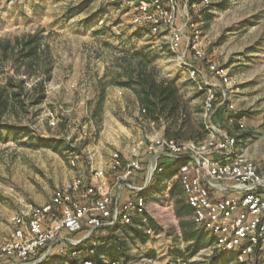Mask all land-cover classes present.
I'll use <instances>...</instances> for the list:
<instances>
[{
    "label": "rangeland",
    "instance_id": "1",
    "mask_svg": "<svg viewBox=\"0 0 264 264\" xmlns=\"http://www.w3.org/2000/svg\"><path fill=\"white\" fill-rule=\"evenodd\" d=\"M196 2L188 12L200 30L205 58L191 53L190 62L205 69L210 62L228 67L233 107L219 108L215 123L242 135L241 147L264 173V0ZM141 14L131 0H0V38L42 29L55 65L46 100L3 121L28 126L35 138L64 139L70 148L35 147L36 140L25 134L0 140V245L11 234L10 214L45 202L71 183L80 162L90 167L132 148L133 139L147 143L165 136L161 123L146 119L132 88L110 83L118 71L116 57L134 50L155 55L154 65L176 82L196 128L208 121L205 92L172 52L169 29L160 23L153 34L146 20L134 21ZM7 71L9 66H0L2 81ZM210 254L185 261L204 264Z\"/></svg>",
    "mask_w": 264,
    "mask_h": 264
},
{
    "label": "built area",
    "instance_id": "2",
    "mask_svg": "<svg viewBox=\"0 0 264 264\" xmlns=\"http://www.w3.org/2000/svg\"><path fill=\"white\" fill-rule=\"evenodd\" d=\"M131 2L142 13L135 17L136 23L146 20L151 24L153 34L159 30L160 23L169 29L172 52L181 60L189 78L205 92L208 137L198 142L163 136L147 143L133 140V156L126 163L122 161L120 152L113 153V167L121 169L107 190H100L95 182L104 177V171L95 170L91 181L78 175L68 185L57 188L45 204L30 205L12 213L9 219L11 234L0 245V261H4L3 264H38L52 243L57 247L69 240V244L77 246L81 239L91 236L90 233L98 228L118 222L131 223L135 213L142 216L144 223L147 222L144 196L131 197L120 206L113 189L130 187L139 190L142 187L134 185L131 176L145 167L147 178L149 167L160 171V159L168 157L181 161L178 177L184 195L196 225L214 237L213 250L232 253L238 264H264V173L241 147L236 136L212 121L217 107L225 102L228 107H233L228 103L226 90L232 79L229 69L215 62H210L206 69L187 62L188 52L195 59L205 58L200 30L188 12L197 7L196 0L191 4L190 0ZM217 89L223 96L219 101ZM147 155L149 159L145 166ZM84 225L89 231L82 237H74L73 234ZM146 229L148 233L152 232L150 227ZM46 245H49L46 252L33 258ZM59 251L66 254L62 264H96L88 256H83L86 251L93 253V249L68 251L61 247ZM178 264L188 262L180 261Z\"/></svg>",
    "mask_w": 264,
    "mask_h": 264
},
{
    "label": "trees",
    "instance_id": "3",
    "mask_svg": "<svg viewBox=\"0 0 264 264\" xmlns=\"http://www.w3.org/2000/svg\"><path fill=\"white\" fill-rule=\"evenodd\" d=\"M139 2L140 0H134ZM195 0H190V4ZM187 62L192 59V54L188 52ZM155 55L145 50H134L132 52H125L123 55L114 59V64L117 66V73L111 79L110 83L119 84L123 87L132 88L134 96H136L137 102L141 105L145 112L146 119L153 120L157 124L161 123L164 129V137L174 139L178 141H203L209 135L207 128V121L200 122L199 128L194 125L191 114L188 112V106L185 103L183 96L180 94L179 87L173 80L164 78L160 75V70L154 65L153 60ZM9 66V71L4 76V81L0 79V140L7 138L10 133L15 136L25 134L31 139L36 141L31 142V145L35 147H52L56 150L61 148H67L64 139L56 140L51 138H35L28 126H19L14 123H8L3 121L4 118L11 114L19 115L21 112L26 113L30 107L40 105L45 101L47 97V87L53 78V71L55 65H53V56L48 44L44 43V34L42 29L24 34V36L11 38H0V66ZM202 67V66H201ZM29 80L33 81L31 86L27 85ZM105 86L103 85L100 91V97L103 96ZM217 101L223 98L221 91L216 90ZM226 103V102H225ZM225 104L216 108V112L212 116V121L215 123V117L218 109L224 107ZM236 125V123H235ZM237 127V126H236ZM231 135L239 138L242 135L236 134L235 130L226 128ZM145 162V166H146ZM163 166V164H161ZM165 165V164H164ZM145 167L141 171H145ZM159 174V171L154 172V182ZM102 229V228H98ZM133 229L135 235L140 237L142 241H145L147 235H143L137 228ZM88 227H84L79 232L73 234L74 237L79 238L88 232ZM97 229L91 236L83 242H80L77 246H72L68 242H64V247L70 251L73 249L80 250L83 246L89 245L91 249L95 250L94 255H88L91 260L96 264H112L105 263L100 258V253L106 243L105 240L110 237H98L97 242H101L98 245L93 246L91 240L97 235ZM127 232V229H125ZM129 232V231H128ZM200 237L204 231H200ZM117 239V236L114 237ZM118 244L122 241L117 240ZM103 243V244H102ZM91 245V246H90ZM200 243H194L190 246V252L192 254L200 248ZM49 245L37 254L33 258H38L48 249ZM121 249L124 250V244H121ZM50 255L54 254L56 247ZM55 251V252H54ZM113 251V249H111ZM112 253V252H110ZM117 253V252H115ZM83 256H86L83 254ZM66 257V254H65ZM46 258V259H47ZM117 260V257L114 259ZM229 261V259H224ZM4 261H0L3 264ZM137 264H153L151 262L137 263Z\"/></svg>",
    "mask_w": 264,
    "mask_h": 264
},
{
    "label": "crops",
    "instance_id": "4",
    "mask_svg": "<svg viewBox=\"0 0 264 264\" xmlns=\"http://www.w3.org/2000/svg\"><path fill=\"white\" fill-rule=\"evenodd\" d=\"M119 152L121 158L123 156L125 157V161L122 159L124 163L133 156L131 147H127ZM123 152H125L124 155ZM112 159L113 157L110 155L106 159L91 163L90 167L88 164L85 165L83 162H80V173L78 175L82 176L85 180L91 181V176L95 170H103L105 172L104 177L96 179L95 182L100 190H107L114 183L115 175L121 169L120 167H113ZM148 159L149 155H147L145 162ZM160 163L163 166L155 178L156 180L151 182L144 190L139 191L130 187L113 189V194L120 206L125 204L131 197H135L136 195L144 196L146 198V216L148 220L144 223L142 216L135 213L133 221L129 224L118 222L112 226H104L102 229H97V236L91 240L93 246L101 243L96 241L98 237H110V239L103 242L106 244L100 253V258L105 263L115 262L117 264L146 262L153 264H178L182 260L185 261L194 258L197 254L209 250L211 254L203 260L205 261L204 264H238L232 253L213 250L215 245L214 237L194 222L193 211L187 202L182 183L178 177V168L181 161L178 158L170 159L168 157H162ZM130 179L134 185L144 187L147 180L146 170L135 172ZM53 192L45 202L51 199ZM45 202L35 205L45 204ZM167 218L172 220L171 224L167 222ZM147 227L152 229L151 233L147 232ZM130 228L139 229L143 235H147L146 240L142 241L140 237L135 235L133 229ZM125 229H127V232ZM200 231H204L201 235L202 237H200ZM115 236H117L116 240L114 239ZM117 240L122 241V243L118 244ZM194 243H200V248L196 253L192 254L189 249ZM121 244H124V250L121 249ZM61 247H64V245H58L54 254L38 264H62L65 259V253L59 251ZM80 249L86 251L91 248L89 245H82ZM95 253V250L93 253L86 251L84 255H94ZM116 257L117 260H114ZM224 259H229V261L227 262Z\"/></svg>",
    "mask_w": 264,
    "mask_h": 264
},
{
    "label": "water",
    "instance_id": "5",
    "mask_svg": "<svg viewBox=\"0 0 264 264\" xmlns=\"http://www.w3.org/2000/svg\"><path fill=\"white\" fill-rule=\"evenodd\" d=\"M154 171H155V170L153 169V167L150 166V167H149V170H148V175H147V178H146L147 181H146L144 187L140 188L139 191L144 190V188L147 187V186L153 181L152 178H153V175H154ZM90 234H92V233H90ZM89 236H90V235H88V236L84 237L83 239H81V241H79V243L82 242V241H84V240H86V239H88ZM67 241L69 242V240H67ZM79 243H78V244H79ZM54 245H55V243H52V244L50 245L49 250L46 252V254H45L40 260L37 261V263H40L41 261H43V260H45V259L47 258V256H48V255L51 253V251L53 250Z\"/></svg>",
    "mask_w": 264,
    "mask_h": 264
}]
</instances>
